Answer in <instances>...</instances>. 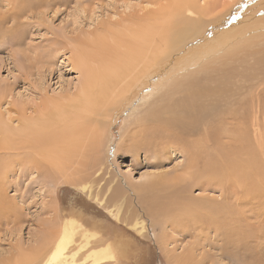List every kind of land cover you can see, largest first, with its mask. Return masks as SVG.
<instances>
[{"label": "rangeland", "instance_id": "rangeland-1", "mask_svg": "<svg viewBox=\"0 0 264 264\" xmlns=\"http://www.w3.org/2000/svg\"><path fill=\"white\" fill-rule=\"evenodd\" d=\"M233 1L220 0L223 6ZM245 1L249 3L248 9L258 7L264 12V0ZM164 4L159 0H0V109L4 113L13 110L17 117L13 107L24 105L32 112V102L45 93L55 97L75 95L84 78L75 64L77 56L82 55L88 65L94 61L109 62L112 57L119 59L125 44L119 49L117 41H132L123 32V24L150 17ZM240 11L243 14V8L236 12ZM218 30H209L208 36L217 43L210 54L199 50L175 59L183 58L178 64L186 67L179 75L195 71L202 64H207V70L209 59L228 53V36H221L226 30ZM233 41L234 71L238 75L260 76L261 85L255 81L250 95L238 93L244 97L235 108L239 112L247 109L249 121L259 120L262 127L249 128L241 126L244 119H229L241 133L247 129L252 144L254 135L264 129V42H260L264 40L237 37ZM166 45L173 48V44ZM202 45L203 42L200 48ZM174 77L168 69L153 78L150 86ZM143 93L150 95V90ZM142 103L140 98L127 101L115 113L110 111L108 117H99L97 124L80 122L74 139L67 130L68 136L56 143L51 156L47 155L53 145L50 143L45 156L47 164L37 170L27 163L32 152H13L11 157L0 153V264L30 259L39 247L53 246L62 232L58 230H65L67 235L69 227L73 236L66 242L64 256L57 250L60 264H72L74 255V264H264V188L255 197L253 211L247 214L251 228L243 234L244 238L240 236L230 243L226 240L231 237L224 238L213 229L202 231L175 218L158 221L150 205L140 201L142 194L133 192L132 186L143 189L146 183L159 181L161 177L183 175L188 161L184 149L171 150L169 158L161 155L158 162L153 150L140 152L130 146L126 129L142 111L137 109ZM239 114L246 118L243 112ZM60 153L64 159L58 160ZM53 157L54 162L50 163ZM96 157L105 160L106 171L100 173L105 174V180H111L109 186L113 188L116 182H121L126 191L118 213L120 221L108 211L116 209L106 203L112 191L100 197L99 187L89 184L84 190L79 183L72 182V178L87 179ZM62 159L66 165L61 163L64 167L59 169L57 160ZM197 194L199 191L195 189L193 195ZM133 224L137 227L131 228ZM96 254L103 259L95 258Z\"/></svg>", "mask_w": 264, "mask_h": 264}, {"label": "bare ground", "instance_id": "bare-ground-1", "mask_svg": "<svg viewBox=\"0 0 264 264\" xmlns=\"http://www.w3.org/2000/svg\"><path fill=\"white\" fill-rule=\"evenodd\" d=\"M159 1L165 4L157 13L123 24V32L132 41H117L119 49L125 44L119 59L112 57L109 62L94 61L88 65L83 62L82 55L77 56L75 64L81 68L84 78L79 82L75 95L58 94L55 97L45 93L32 102V112L24 105L13 107L17 117L13 110L4 113L0 109V153L11 157L13 152H32L27 163L37 170L40 165L47 164V148L53 144L47 152L51 156L56 143L68 136L67 130L74 139L80 122L97 124L99 117H108V112L115 113L127 101L140 98L143 103L137 109L142 111L126 129H129L130 146L140 152L153 150L156 154L154 159L158 158V162L161 155L169 158L171 150L184 149L188 153V161L181 172L183 175L161 177L159 181L146 183L143 189L132 186L133 192L142 194L140 201L150 205L158 221L175 218L184 224L190 222L193 228L202 231L213 229L224 238L231 237L230 241L226 240L230 243L240 236L244 238L243 234L251 228L247 214L253 211L255 197L264 188V129L254 135L251 144L247 129H242L241 133L229 120L244 119L241 126L262 127L259 120L249 121L247 109L242 108L239 112L235 108L244 97L238 93L250 95L260 76L238 75L234 71L236 50L233 40L237 37L264 40V12L255 6L253 8L257 11L248 9L249 3H244L245 0H234L225 6L220 0ZM241 6L243 14L241 11L238 14L236 11L242 9ZM212 28L226 30L221 36H228V53L209 59L207 70V64H202L195 71L179 75L186 67L178 64L183 58L175 60L178 56H188L199 50L210 54L216 48V41L208 36ZM253 32L256 34H250ZM167 42L173 44V48L168 49ZM168 69L175 74L172 80L150 86L153 78L163 75ZM159 87L166 89L160 90ZM147 90H150V95L143 93ZM242 112L246 118L239 114ZM97 146H100V141H97ZM61 157L60 153L58 160ZM54 158L49 162L53 163ZM63 159L57 160L59 169L64 167L61 164H65ZM91 164L92 171L87 179L82 177L80 180L75 176L76 179L71 177L72 182L79 183L84 190L92 184L99 187L97 195L100 197L112 191L106 203L116 209L108 211L120 221L118 213L125 197L124 186L121 182H116L113 188L109 186L111 180H105V174L100 173L106 171L103 169L105 160L96 157ZM102 181L105 182L101 186ZM195 189L199 191L197 196L193 195ZM136 225L130 227L136 228ZM71 229L69 227L67 235L65 230H58L62 232H58L59 236L56 233L58 237L52 247H39L30 259L19 258L12 264H60L57 250L62 254L67 248L66 242L73 236L70 235ZM94 257L103 259L99 254Z\"/></svg>", "mask_w": 264, "mask_h": 264}]
</instances>
